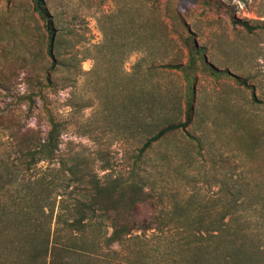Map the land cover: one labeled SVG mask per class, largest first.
<instances>
[{"label": "rangeland", "instance_id": "1", "mask_svg": "<svg viewBox=\"0 0 264 264\" xmlns=\"http://www.w3.org/2000/svg\"><path fill=\"white\" fill-rule=\"evenodd\" d=\"M43 1L55 27L66 34L64 50L68 52L76 44L85 58L81 70L88 72L93 67L90 50L103 39L98 19L128 4L139 9L144 0ZM148 1L167 27L164 47L159 41L149 47L157 66L146 87L154 106V128L141 133L135 110L125 116L124 108L143 104L145 96L134 92L142 87L140 80L128 81L127 92L117 89V55L111 58L105 78L82 74L73 81L62 75L57 87L46 93V109L62 125L59 153L53 163L42 162L32 173L44 177L56 174L62 179L51 230L62 228L58 221L70 220L75 196L72 185L66 186V167L74 162L88 163L99 175L108 173L126 182H139L152 191L172 218L161 228L154 224L147 233L154 241L175 238L191 223L214 220L219 210L264 223V0ZM175 14L180 16L184 29L176 27ZM232 18L246 22L251 30L233 24ZM36 28L42 32V22L30 0H0V40L7 42L14 58L24 57L27 42L23 36L36 33ZM176 31H188L196 45L203 47V57L212 71L199 61L190 70L159 66L185 68L188 64V52ZM142 58L145 55L141 51L131 52L123 69L130 71ZM15 68L20 79L21 62ZM235 77H247L254 90L239 85ZM14 91L22 93L24 86L16 85ZM191 95L192 122L139 155L146 137L168 123L184 121L185 104ZM37 105L44 114L42 103L37 101ZM13 106V98L0 90V111ZM20 107L25 110V106ZM24 116L25 124L46 132L45 123ZM10 145L9 138L0 135V155L7 154ZM110 232L107 222L95 219L88 224L85 237L90 243H101ZM125 248L126 244L113 246L121 255L128 253ZM194 257L190 260L189 256L184 263L172 260L152 264L216 263V258L210 256ZM2 258L4 264L23 263L15 254H4Z\"/></svg>", "mask_w": 264, "mask_h": 264}, {"label": "trees", "instance_id": "2", "mask_svg": "<svg viewBox=\"0 0 264 264\" xmlns=\"http://www.w3.org/2000/svg\"><path fill=\"white\" fill-rule=\"evenodd\" d=\"M30 1L33 12L42 22V32L36 28V33L23 36L27 42L24 57L14 58L7 42L0 40V90L15 102V106L0 111V135H6L11 142L10 151L0 155V200L5 197L0 206V264H4V254H15L24 264H152L172 260L184 263L189 256L191 260L199 255L216 258V263L212 264H264V223L239 218L230 210H219L216 219L191 223L175 238L151 240L147 233L154 224L161 228L172 220L161 207L159 198L139 182H126L108 173L99 175L85 162H74L66 167V186L72 185L75 199L70 220L58 221L62 228L51 230L62 179L56 174L44 177L32 173L42 162L53 163L59 153L62 125L47 111L46 93L57 87L62 75L73 81L82 74L105 78L111 58L117 55L118 68L114 75L119 81L117 89L127 92L128 81L140 80L144 85L133 90L145 96V102L134 104L130 109L125 107V116L135 110L141 121L138 129L141 133L154 128V106L146 87L157 66L149 47L155 41L164 47L167 27L160 12L148 0H144L139 9L128 4L102 15L98 24L103 39L91 48L93 67L84 72L81 70L84 56L75 48L76 44H72L68 52L64 50L66 34L61 27H55L44 1ZM174 17L176 27L182 29L180 16L175 14ZM232 23L251 30L246 22L232 18ZM176 33L188 52L187 66H159L190 70L199 61L212 71L203 57V47L196 45L189 32ZM135 50L144 53L145 58L136 61L130 71H125L123 64ZM18 62L23 68L20 79L15 72ZM235 79L239 85L254 90L247 77ZM20 84L24 86L22 93L14 91ZM37 101L42 103L44 114L39 112ZM191 102L192 95L185 104L184 121L168 123L146 137L139 155L169 133L184 130L192 122ZM20 105L25 106V110ZM23 116L34 118L36 123H45L46 132L25 124ZM95 219L107 222L111 229L101 243H90L85 237L88 224ZM124 244L128 253L121 255L113 250V246Z\"/></svg>", "mask_w": 264, "mask_h": 264}]
</instances>
